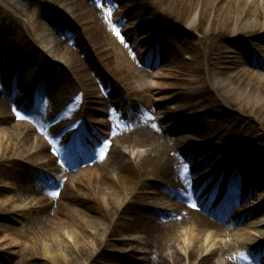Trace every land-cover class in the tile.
<instances>
[{"label": "bare ground", "instance_id": "obj_1", "mask_svg": "<svg viewBox=\"0 0 264 264\" xmlns=\"http://www.w3.org/2000/svg\"><path fill=\"white\" fill-rule=\"evenodd\" d=\"M107 1L102 10L111 14L92 25V16L102 15L86 0H48L50 9L42 0H29L19 10L0 0L25 33L20 48H12L10 34L0 30V92L13 87L11 79L17 88L33 86L39 93L31 102L37 106L53 77L61 85L69 81L78 93L49 96L55 101L53 114L71 115L63 114L66 119L57 126L73 129L69 144H57L44 128L35 132L27 122L29 108L13 110L0 101V166L15 175L11 184L24 206L23 218L32 224L22 229H34L12 263L45 257L57 264H95L92 258L106 247L121 253L112 245L119 234L136 245L130 254L143 256L139 264H264V246L246 245L240 253H232L230 245L203 246L206 231L207 241L225 235L252 241V226L264 224V195L254 198L261 189L254 182L264 186V62L248 48L253 45L264 59V0ZM54 16L75 22L80 40L75 49L53 39L52 24L62 23ZM160 35L170 41L166 46ZM145 69L161 78H149ZM224 112L239 116L218 120ZM225 124L237 129V139L241 131L254 138L242 136L220 158L202 156L209 144L202 132L218 141L215 151ZM244 141L249 149L242 147ZM182 156L196 159L193 170L220 160V174L227 179L219 198L208 194L200 179L188 178ZM202 171L209 176L211 170ZM46 184L57 187L48 198L41 194ZM13 229L4 227L11 236ZM176 231L185 235L186 255L175 251L171 262L160 251L169 248ZM14 235L16 245L23 241L17 231Z\"/></svg>", "mask_w": 264, "mask_h": 264}, {"label": "rangeland", "instance_id": "obj_2", "mask_svg": "<svg viewBox=\"0 0 264 264\" xmlns=\"http://www.w3.org/2000/svg\"><path fill=\"white\" fill-rule=\"evenodd\" d=\"M8 6H10L12 9L14 10H19L21 9L22 7H26L27 4H30L29 3V0H3ZM145 2H148L149 4H151V1L150 0H143ZM42 2H44L45 6L50 9V8H53L52 7H49V5H51V3L49 4L48 0H42ZM87 2H90L89 0H87ZM92 2V1H91ZM89 4H94V3H89ZM57 9H55L56 11H61V8H59V6H56ZM10 14V15H9ZM55 18H57L58 20L62 21V23L60 22H57V25H56V28H55V25L52 24L53 28L55 30H53V32L55 33L54 36H53V39H60V41L62 42V46L63 48H66V46L69 48V49H75L76 48V45H79V39L78 37L76 36V33H75V25L71 23V21L68 20V18H61V17H57V16H54ZM159 18L161 19H164L163 16L159 15ZM166 20V19H165ZM90 21L92 22V25H96L98 23V21L92 16V18L90 19ZM53 22H56V21H52ZM170 25H172L170 22H169ZM70 29V30H69ZM0 30H2V33L4 34H10L9 38L11 39V47H16V48H20V44L22 45L23 42H24V30L21 28V27H18L17 25V21L14 19L13 15L11 14V12L9 11V9L3 7L0 5ZM167 32V31H166ZM156 33V32H155ZM168 36L170 37L169 33L167 32ZM159 41L162 42L163 45L165 44H168V41L167 39H164L163 36H159ZM166 46V45H165ZM248 48L250 49H253L254 52L257 54L258 58L264 62V59L263 57H261L255 49V47L253 45H249ZM242 49L244 50V47L242 46ZM245 57V54H242ZM81 56L83 58L84 55L81 54ZM185 58V57H184ZM188 58V56L186 57ZM183 59V58H182ZM181 59V60H182ZM86 60V59H85ZM186 60V59H185ZM12 61H15V59L11 60L10 62ZM4 66V65H3ZM15 67H11V72L13 74V69ZM9 72V71H7ZM145 74L148 75V70L146 69L145 70ZM5 75H8V74H5ZM11 76V75H10ZM69 77V76H68ZM71 80V78H70ZM51 81L54 83V82H57L58 84L55 86L53 83L51 82H48L46 84V92H47V95L48 97L51 96V95H57V94H64L65 91L68 90V97H76L77 96V92L75 91V88H73L69 81L64 84V85H61L57 80L56 81H53V77L51 78ZM141 85V84H139ZM207 85H204V88H209L208 86L206 87ZM51 89L54 90V93L51 92ZM23 88L19 89V88H16L14 90H11V92L5 90L4 93H1L0 92V101H3L6 105L8 106H15L17 101H19L17 99V95L19 96H22L23 95ZM14 94V95H13ZM20 101H23V103L25 105L26 104V101L23 100L21 98ZM25 101V102H24ZM45 102V101H44ZM73 107H74V103H72ZM28 107L30 105H27ZM53 106V103L52 105ZM46 107V110H47V105L45 106ZM45 113H48V111H45ZM210 117V120H213V118L215 117V113H213V115H209ZM222 116H228L231 120H235L236 116H239V113H236V112H229V113H221V115L218 116V120H220V118ZM35 117V116H34ZM42 119V118H41ZM31 120H28L29 122V125L32 127V129H34L35 131H38L37 127H39V124L42 126V127H45L47 130L51 131L50 127L51 125H49V127L46 125L49 121H47V119L43 120L42 119V123L41 122H30ZM231 126H234L232 123H230ZM194 125H199V122H198V119L195 118V121H194ZM237 129L233 128V127H228L226 124L224 125V129L221 130L218 134L220 135L219 138L221 137V141L219 142L220 145H218V148L215 149L216 152H219V154H214V145L216 143H218L217 140H213L211 139V137L213 135H208L207 133L205 132H202V135L203 136H208V142L209 143L208 145H204V142L201 143V146L204 145V149L202 150V156H211V159L212 157H215L216 155H219L218 158L225 155V152L228 150V148L226 147H229L230 146L232 147L233 144H235L238 140H240V138L243 136H249L250 138H254L253 135L251 133H248L247 135H244V133H239L241 134L240 138L237 139L233 136V133L236 132ZM255 132H257L258 130H254ZM54 135H56V137H65V136H69V134H59L60 131L59 130H55L52 128V131H51ZM34 133V132H33ZM195 133H189L187 135H193ZM217 134V135H218ZM256 134V133H254ZM182 135H186V134H182ZM231 135V136H230ZM206 142V141H205ZM221 142H223V144H225V147H223V144H221ZM264 144V141L261 143V145ZM242 147H244V149H249V144H247L245 141L243 143H241ZM223 152V153H222ZM247 152H250V151H247ZM237 153H241L240 151V148H238V150L236 151V154ZM182 159L184 160V164L187 168V173H188V178H190L191 180H194L195 178L196 179H200L199 182H202L204 183V189H206V191L209 192V189L212 187L213 185V178L215 177V175H217L219 172H220V169L223 167V165L221 166H218V163L220 162L219 159H215L214 158V161L211 162L210 165L208 166H205V165H202L204 166L202 168V166L199 168V169H196V170H193V168L196 166L195 164V161L196 159L193 158V159H187L185 158L184 156H182ZM237 164L240 165V159H235ZM209 162V161H207ZM206 164H209V163H206ZM262 164V163H260ZM225 165V164H224ZM229 166H226L224 168H230L231 167V163L227 164ZM1 167V166H0ZM206 169V170H216L214 171V173H212L210 175V177L206 176L205 177V172L202 171V169ZM218 171V172H217ZM16 174H19L20 176L24 173L23 170H16L15 171ZM259 175L260 173L257 172ZM215 174V175H214ZM5 175V178H3V176ZM214 175V177L212 178V176ZM10 176V178H9ZM11 177H15V175L12 174V172L7 169V168H3L1 167L0 168V215H2L3 217H5V219H0V264H13L12 263V259L11 257L14 256V257H17L19 256L20 254V251L22 250V246L28 242L26 240V236L28 238H30L31 236L29 235L31 232H33V228L32 229H22V228H25L29 225H32L30 224V221L29 219H24L23 218V212L25 211V209L23 208L24 206H22L19 201H18V197H17V191L15 189V187L11 184L12 183V178ZM218 177V176H216ZM201 178H204V179H201ZM223 176L221 175L220 176V179L222 180ZM191 180H188L186 181V184L191 181ZM205 181V182H204ZM252 181V180H251ZM255 184L259 185L260 186V190L257 191V194L256 196L254 197L255 200H259L261 197H263L264 194H260L259 195V191L261 190H264V186H263V183L261 180H258L257 182H254ZM217 184V183H216ZM169 185V188L172 189V186H171V183L168 184ZM199 187V185H197ZM46 189H48L47 187L44 188V191L42 193V195H46L48 193V191H46ZM240 189V188H239ZM210 194V193H209ZM218 199V198H216ZM14 205H17L18 208H13ZM236 207H232L231 208V211H230V215L235 211ZM254 216V214L252 215ZM24 219V220H22ZM161 220L162 223H164V219L162 217L159 218ZM160 223V221H158ZM248 224L251 223V222H255L254 220H250V221H247ZM161 224V223H160ZM5 226H10L12 228L15 227V229L12 230V233L13 235L11 236V233H9V231H4V227ZM168 226V224H167ZM254 229H255V233H256V237L254 240H250V241H244V242H240V243H236V241L234 240H231L225 235V236H216L215 239L216 241H214V238L211 239V241H207V238L210 236L208 235V232L206 231L204 236H203V239H206L205 243L203 244L204 247H208V248H214V247H226L227 248V244L228 246L230 244L232 245H235V247L233 248H228V249H234L235 251H233L234 253L235 252H240V250H242V246H238L240 244H252V245H260V246H263L262 244H264V238L261 237L259 234H263L264 235V224H261V223H257L255 226H252ZM175 230L177 228H174ZM15 231H17V234L20 236V238L23 240V241H19V243L16 245V243L14 242L15 240L14 237V233ZM178 234L177 237L173 238V240L171 242H169V248L167 247L164 251H160V254H162V256H166L169 260H171V262H173V257L175 255V251H179V252H182L183 254L186 255V251H185V247L184 244L186 242L185 240V235L183 234H179L178 231H176V235ZM7 236H10V237H7ZM25 238H23V237ZM124 236H120L119 234L114 238L112 239L113 240V246L115 245V248H118V250L121 252L119 254H116L112 248L110 247H106V250H102L100 252V256L99 254L92 258L91 262H93L95 259L96 262L95 264H106L108 261L109 263H115V264H139V260H141L143 258V256H140V255H131L130 254V249L134 246H136L135 244H131L129 242H125L123 241L122 239ZM4 238V239H3ZM141 239H146V235H141ZM166 243V242H165ZM243 245V246H244ZM202 246V247H203ZM131 257L132 260H131ZM227 256L223 257L222 259H220V261H216L214 260V262H221V261H224V259L226 258ZM28 259L31 260V256H28ZM129 260H131V262H129ZM10 262V263H9ZM33 264H57V262L55 261H52L50 258L48 260H46L45 257H38L37 261H31ZM31 263V264H32ZM258 264H261L260 261H258Z\"/></svg>", "mask_w": 264, "mask_h": 264}, {"label": "snow or ice", "instance_id": "obj_3", "mask_svg": "<svg viewBox=\"0 0 264 264\" xmlns=\"http://www.w3.org/2000/svg\"><path fill=\"white\" fill-rule=\"evenodd\" d=\"M117 35H119V33H117ZM17 116L19 117V113H17ZM23 118V117H20ZM107 148V145L104 146V148L101 149V158L103 159V155H104V150ZM53 195H56L55 193H53Z\"/></svg>", "mask_w": 264, "mask_h": 264}]
</instances>
